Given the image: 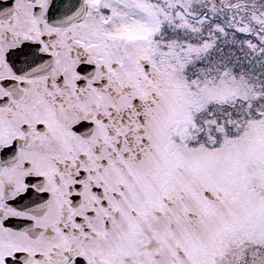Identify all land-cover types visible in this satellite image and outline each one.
Listing matches in <instances>:
<instances>
[{"label":"snow or ice","instance_id":"obj_1","mask_svg":"<svg viewBox=\"0 0 264 264\" xmlns=\"http://www.w3.org/2000/svg\"><path fill=\"white\" fill-rule=\"evenodd\" d=\"M0 264H264V0H0Z\"/></svg>","mask_w":264,"mask_h":264}]
</instances>
